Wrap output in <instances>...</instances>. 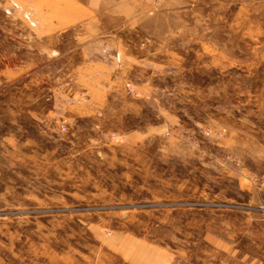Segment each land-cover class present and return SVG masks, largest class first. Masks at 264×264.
I'll list each match as a JSON object with an SVG mask.
<instances>
[{"label": "rangeland", "instance_id": "rangeland-1", "mask_svg": "<svg viewBox=\"0 0 264 264\" xmlns=\"http://www.w3.org/2000/svg\"><path fill=\"white\" fill-rule=\"evenodd\" d=\"M129 240L264 264V0H0V264Z\"/></svg>", "mask_w": 264, "mask_h": 264}, {"label": "crops", "instance_id": "crops-1", "mask_svg": "<svg viewBox=\"0 0 264 264\" xmlns=\"http://www.w3.org/2000/svg\"><path fill=\"white\" fill-rule=\"evenodd\" d=\"M116 252L120 262L122 264H146L150 258L144 254H140V244H136L134 241L129 240L128 242L121 244L120 247L116 248ZM147 257V259L145 258ZM159 259H157V262ZM149 263V262H148Z\"/></svg>", "mask_w": 264, "mask_h": 264}]
</instances>
